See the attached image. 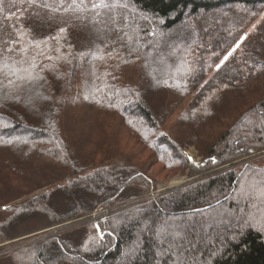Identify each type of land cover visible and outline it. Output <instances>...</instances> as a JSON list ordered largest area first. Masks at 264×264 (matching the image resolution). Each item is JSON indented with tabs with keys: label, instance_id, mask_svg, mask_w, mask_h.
<instances>
[{
	"label": "trees",
	"instance_id": "16d2710c",
	"mask_svg": "<svg viewBox=\"0 0 264 264\" xmlns=\"http://www.w3.org/2000/svg\"><path fill=\"white\" fill-rule=\"evenodd\" d=\"M51 1L58 6L49 12L62 21L42 31L33 18ZM93 5L123 11L126 22L90 34L62 17ZM8 6L3 14L0 4V146L60 162L75 175L3 208L0 239H9L28 214H44L48 227L71 221L61 233L59 227L19 240L9 264H264V188L251 187L264 182V166L249 161L264 150V28L233 48L264 0H12ZM170 95L180 102L193 95L178 118L197 125L215 118L229 96L241 107L211 137L178 140L164 126ZM74 103L114 122L107 130L100 121V141L87 151L82 135L72 132ZM119 132L173 174L187 170L197 178L148 195L157 180L114 145ZM195 141L202 158L196 163L184 152ZM56 194L68 204L63 213L53 205Z\"/></svg>",
	"mask_w": 264,
	"mask_h": 264
},
{
	"label": "rangeland",
	"instance_id": "374dc122",
	"mask_svg": "<svg viewBox=\"0 0 264 264\" xmlns=\"http://www.w3.org/2000/svg\"><path fill=\"white\" fill-rule=\"evenodd\" d=\"M11 2L12 0H0V4L3 5L5 9L4 11L2 10L1 13L4 14L9 12L8 5ZM49 4V10L39 11L36 19L33 18L34 22H39L42 31H44L46 27H53L56 24H60L59 22L62 21L61 18L57 16L58 13L49 12L52 6L58 5H55L52 1ZM66 5L65 3L63 7H66ZM61 14L64 19H70L73 20L74 23L79 24L76 32H80L83 29L90 32V34L107 30L108 24L110 23L121 27V24L123 25L126 22L123 11L119 9L116 10L108 5L93 7L91 9L89 7H83L79 10L63 11ZM258 27L264 28V10L261 12V15L251 22L244 30L242 38L239 39L238 43L233 48L243 40L244 36L251 34L253 29ZM2 34L4 33H2L0 29V39L3 38ZM192 98L193 95H190L180 102V100L170 95L169 102H171L172 108L165 116L164 126L170 129L169 134L174 139L186 141V139L188 140V138H190V135L193 136L194 134H196L195 137H198L199 140L205 137H211L209 133L215 131L217 128H223L227 121H229L241 107L240 100L233 99L229 96L228 100L222 103L220 108L215 111V118H211L205 125H197L195 119L190 121L186 119L182 121V118H178L183 111L188 109L187 104ZM73 105L76 107L72 106L68 113L70 117L74 116V121H76V123H74L76 127L73 126L72 132H74V138L78 137V135H82V147L83 150L87 151L91 149L93 143L100 141L103 126L106 125L107 130L113 129L112 125L114 122L112 118L110 119L108 116L102 117L103 114L101 116L92 107H79L80 105L78 106L75 103ZM100 121L101 123L103 122L104 125H101ZM183 123L186 124L183 125ZM112 138L117 148L134 162L146 168L145 170L148 175L157 180L155 191L148 194L152 197L161 191L182 186L197 178L196 176L189 175L187 170L173 174L160 163H157L144 146L138 144L135 139L129 138V136L123 132L117 133ZM196 143V141L195 143H190L184 149L188 158L191 157L190 160L195 163L202 160L195 147ZM18 153L21 157L17 156ZM31 157L32 156L29 155L24 156V153L20 150L11 151L10 149L0 146V201L3 202L0 205V216L3 208L12 207V205L29 200L43 193H49L51 190L75 176L71 174L69 168L66 167L65 164L50 161L45 158H42V160H32ZM249 161L255 162L258 166H264V150L255 153L254 157ZM246 181L247 180H244L242 185L246 184ZM251 187L252 189L264 188V182L255 184V186L253 184ZM53 205L56 211L61 213L65 212L68 208L66 200L57 194L53 199ZM160 210L163 212L166 209L160 207ZM26 216L24 220L15 224L14 227L8 231V235L10 236L9 239H0V264L10 263L8 255H10L15 248V243L19 242V240L26 239L47 230H54L59 227L62 229V226L71 222L69 221L48 227V219L44 214L33 213ZM4 217H6V214L0 217V221ZM75 224L78 226V222H75ZM64 230L65 229H62L58 232L61 233ZM54 232L55 230L53 233Z\"/></svg>",
	"mask_w": 264,
	"mask_h": 264
},
{
	"label": "snow or ice",
	"instance_id": "6c2138e0",
	"mask_svg": "<svg viewBox=\"0 0 264 264\" xmlns=\"http://www.w3.org/2000/svg\"><path fill=\"white\" fill-rule=\"evenodd\" d=\"M93 6L96 7L97 5H93ZM101 6H106V5H101ZM62 31H63V30H62ZM237 47H239V45H237ZM231 55H232V53L229 52V53L224 57V59L221 61V64H223L224 61L228 60L229 56H231ZM220 66H221V65L218 64V65H217V68H219ZM189 159H191V157H189Z\"/></svg>",
	"mask_w": 264,
	"mask_h": 264
}]
</instances>
